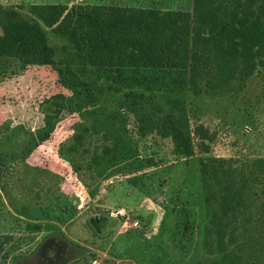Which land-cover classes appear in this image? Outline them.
Instances as JSON below:
<instances>
[{
	"label": "rangeland",
	"instance_id": "1",
	"mask_svg": "<svg viewBox=\"0 0 264 264\" xmlns=\"http://www.w3.org/2000/svg\"><path fill=\"white\" fill-rule=\"evenodd\" d=\"M59 1L69 5L115 3L172 11L190 10L193 3V0H0V3L6 7L24 5L22 15L31 18L28 7L33 2ZM49 39L56 46L65 42L54 34H49ZM95 74L106 86L103 95L91 91L79 76L62 75L56 67L21 69L14 63L0 66V236H12L0 256V264H215L216 252L210 247L211 240L205 231L206 208L200 182V160L207 158L225 159L237 170L238 179L248 181L247 206L234 224V248L240 251L243 263L264 264V184L261 173L253 168L257 160L264 159V67L257 70L239 93L205 96L192 107L181 105L174 110L177 119L186 121L191 131L203 125L209 132L206 140L209 153L196 149L190 157L174 154L172 140L156 134L173 110L159 97L147 95L141 99L136 91L135 78L152 72L96 69ZM80 89L89 97V104L84 107L80 105ZM55 94L68 96L75 111L57 125L49 141L28 152L22 144L41 126V103ZM111 112L122 114L130 127H141V135L155 137L149 143L157 144L153 146L157 153L154 168L132 175L127 169L121 170L123 164L97 172L89 169L87 162L90 144L80 148L76 156L69 154L79 159L74 161L80 166L76 172L64 162L68 158L67 149L65 152L61 149L70 143L71 136ZM197 143L194 141V145ZM22 153L30 154L26 161L21 160ZM45 207H49L46 213L59 219L43 222L39 209ZM25 209L39 218L38 223L53 228L30 233L17 219L33 222V218L25 216ZM122 209L124 217L116 214ZM134 222H138V227L133 226ZM49 240L60 243L58 259L41 254L42 244Z\"/></svg>",
	"mask_w": 264,
	"mask_h": 264
},
{
	"label": "trees",
	"instance_id": "2",
	"mask_svg": "<svg viewBox=\"0 0 264 264\" xmlns=\"http://www.w3.org/2000/svg\"><path fill=\"white\" fill-rule=\"evenodd\" d=\"M24 8L0 3V66L56 67L62 75L79 76L99 95L106 86L96 76V69L152 72L135 78L136 91L141 99L159 97L173 110L156 134L172 140L176 155L190 157L196 149L208 154L209 132L203 125L191 131L174 110L181 105L192 107L205 96L239 93L264 67V0H193L190 10L176 11L115 3L33 2L28 7L31 18L22 15ZM49 34L63 39L64 44L53 45ZM80 94V105L87 106L88 94L84 89ZM40 107L41 126L22 144L31 153L49 141L57 125L75 111L71 99L62 94L45 99ZM140 128L130 127L122 114L111 112L71 136L61 149H67L64 162L76 172L80 166L74 163L79 160L75 156L90 144L89 169L100 172L124 164L121 170L132 175L152 169L157 165L156 143H149L155 137L141 135ZM23 153L21 160L26 161L30 154ZM200 165L205 231L216 252L215 264H246L233 239L234 224L247 206L248 181L238 179L237 170L225 159H201ZM253 168L264 181V159L257 160ZM25 211L33 222L17 219L30 233L53 228ZM48 218H52L50 213ZM11 241V235L0 236V256Z\"/></svg>",
	"mask_w": 264,
	"mask_h": 264
},
{
	"label": "flooded vegetation",
	"instance_id": "3",
	"mask_svg": "<svg viewBox=\"0 0 264 264\" xmlns=\"http://www.w3.org/2000/svg\"><path fill=\"white\" fill-rule=\"evenodd\" d=\"M41 254L43 257L52 259L57 258L60 256L61 246L60 243H57L55 241L49 240L42 244L41 246Z\"/></svg>",
	"mask_w": 264,
	"mask_h": 264
},
{
	"label": "crops",
	"instance_id": "4",
	"mask_svg": "<svg viewBox=\"0 0 264 264\" xmlns=\"http://www.w3.org/2000/svg\"><path fill=\"white\" fill-rule=\"evenodd\" d=\"M62 144V143H61ZM45 191H46V188L44 189ZM78 191H79V189H78ZM54 196H57V195H54ZM51 198H53V197H51ZM51 198L50 199H48V201H50L51 200ZM45 209H46V211L49 209V207H45L44 209H39L40 211V214L42 215V221L43 222H46V221H48L49 220V218H48V215H49V213H46V211H45ZM51 215V217H52V219L53 220H57V219H59V217L57 216H54L53 214H50ZM38 220H39V218L38 217H36ZM40 221V220H39Z\"/></svg>",
	"mask_w": 264,
	"mask_h": 264
},
{
	"label": "built area",
	"instance_id": "5",
	"mask_svg": "<svg viewBox=\"0 0 264 264\" xmlns=\"http://www.w3.org/2000/svg\"><path fill=\"white\" fill-rule=\"evenodd\" d=\"M116 214H118V215H120V216H122V217H124V216L126 215L124 209L117 211ZM133 226H134L135 228L138 227V222H134V223H133Z\"/></svg>",
	"mask_w": 264,
	"mask_h": 264
}]
</instances>
